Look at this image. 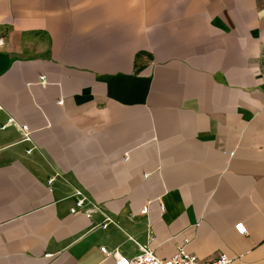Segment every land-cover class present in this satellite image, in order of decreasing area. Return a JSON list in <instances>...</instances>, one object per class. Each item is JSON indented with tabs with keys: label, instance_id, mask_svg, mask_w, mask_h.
<instances>
[{
	"label": "crops",
	"instance_id": "0c3cea01",
	"mask_svg": "<svg viewBox=\"0 0 264 264\" xmlns=\"http://www.w3.org/2000/svg\"><path fill=\"white\" fill-rule=\"evenodd\" d=\"M0 34V264H264V0H0Z\"/></svg>",
	"mask_w": 264,
	"mask_h": 264
},
{
	"label": "built area",
	"instance_id": "2783aa9c",
	"mask_svg": "<svg viewBox=\"0 0 264 264\" xmlns=\"http://www.w3.org/2000/svg\"><path fill=\"white\" fill-rule=\"evenodd\" d=\"M5 38L0 34V47L5 44ZM1 109V106H0ZM23 140L30 141V131L28 126L24 125L21 127ZM72 196L76 199V204L71 208V212H83L87 217H91L92 214L99 209L85 196L84 192L75 188ZM148 206H145L142 210V214L148 213ZM106 221L109 218L105 219ZM238 229L240 232L245 233L244 228L239 224ZM139 248V253L131 258H124L120 256L118 251H109L106 247H101V251L106 256H112L118 260L119 264H234V259L225 255L218 254L217 256L209 259H202L198 256L188 252L185 246H179L177 253L172 257L163 259L160 258L155 251L148 244H140L135 241Z\"/></svg>",
	"mask_w": 264,
	"mask_h": 264
},
{
	"label": "rangeland",
	"instance_id": "374dc122",
	"mask_svg": "<svg viewBox=\"0 0 264 264\" xmlns=\"http://www.w3.org/2000/svg\"><path fill=\"white\" fill-rule=\"evenodd\" d=\"M261 66H262V73L264 74V53L261 57Z\"/></svg>",
	"mask_w": 264,
	"mask_h": 264
}]
</instances>
